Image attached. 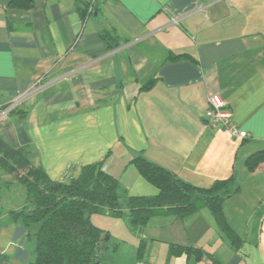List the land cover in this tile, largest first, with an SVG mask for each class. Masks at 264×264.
I'll list each match as a JSON object with an SVG mask.
<instances>
[{"label": "crops", "instance_id": "obj_1", "mask_svg": "<svg viewBox=\"0 0 264 264\" xmlns=\"http://www.w3.org/2000/svg\"><path fill=\"white\" fill-rule=\"evenodd\" d=\"M103 33L120 46L108 48ZM214 94L246 138L207 124ZM0 138L55 181L102 162L131 196L159 192L132 163L140 154L202 188L235 175L241 191L224 211L247 239L237 228L247 211L257 217L248 230L264 223V165L245 166L264 150V0H37L29 11L0 0ZM17 184L0 165V193ZM25 204L26 195L0 211ZM22 238L14 258L26 257ZM142 238L136 264H167L171 243L201 247L217 262L181 256L171 264L247 262L207 209L184 221L155 217Z\"/></svg>", "mask_w": 264, "mask_h": 264}, {"label": "trees", "instance_id": "obj_2", "mask_svg": "<svg viewBox=\"0 0 264 264\" xmlns=\"http://www.w3.org/2000/svg\"><path fill=\"white\" fill-rule=\"evenodd\" d=\"M8 8L29 11L37 0H7ZM92 2L87 3L84 17L91 14ZM108 48L116 50L118 40L103 33ZM155 80L141 87L152 88ZM15 110V108H14ZM244 139V138H243ZM132 163L140 174L158 188L155 196H131L121 183L102 169V162L85 165L80 173L68 181L51 179L44 168L31 163L26 153L11 148L0 138V165L21 184L26 191V204L10 214L21 220L26 238L34 237L33 264H103L112 261L117 247L109 245L110 232L100 228L94 217L110 214L125 217L138 234V259L142 260L147 248L143 237L151 220L162 215H173L186 220L207 209L224 239L242 258L247 255V239L241 237L229 223L224 203L241 191L235 175L216 180L210 187H198L181 179L171 170L156 164L142 154ZM264 165V150L247 157L245 166L255 172ZM170 260L187 256L195 261L214 260L212 253L201 247L171 243ZM7 253H0V264H11Z\"/></svg>", "mask_w": 264, "mask_h": 264}, {"label": "rangeland", "instance_id": "obj_3", "mask_svg": "<svg viewBox=\"0 0 264 264\" xmlns=\"http://www.w3.org/2000/svg\"><path fill=\"white\" fill-rule=\"evenodd\" d=\"M26 191L21 184H17L12 191L7 193L2 191L0 193V204L5 202L8 204L10 201L16 199L17 208L20 207V202L25 199ZM254 211H247L244 218H241L239 227L240 232L243 231V236L246 234L247 242L244 246V252L248 256L247 262L244 261L243 264H264V223L259 229L258 226H252L253 222L257 221V217H254ZM264 213V211H263ZM0 252L7 253L12 257V264H33L34 260V249H35V239L31 237L29 240L21 235L22 243L24 244V252L26 257L24 258H14V253L19 247V241L16 240L17 236L21 233L23 234V228L21 220L15 221L13 216L9 214V211H0ZM94 222L100 228L110 232L109 245L111 248L114 245L120 244L121 248L119 253L115 254L112 261L105 260L103 264H136V248L139 243L138 234L133 230L129 224V220L125 217H115L110 214H101L94 217ZM251 222L250 229L248 230L249 221ZM264 222V216H263ZM17 227L19 230H17ZM249 231L248 233L246 232ZM142 264V263H138Z\"/></svg>", "mask_w": 264, "mask_h": 264}, {"label": "built area", "instance_id": "obj_4", "mask_svg": "<svg viewBox=\"0 0 264 264\" xmlns=\"http://www.w3.org/2000/svg\"><path fill=\"white\" fill-rule=\"evenodd\" d=\"M21 99L12 102L10 110L19 105ZM209 108L206 111V122L209 126L227 129L232 136L246 138L247 133L239 129L233 122L232 112L226 107L225 101L220 95L214 94L209 97Z\"/></svg>", "mask_w": 264, "mask_h": 264}, {"label": "water", "instance_id": "obj_5", "mask_svg": "<svg viewBox=\"0 0 264 264\" xmlns=\"http://www.w3.org/2000/svg\"><path fill=\"white\" fill-rule=\"evenodd\" d=\"M106 240L108 241L109 240V237H107Z\"/></svg>", "mask_w": 264, "mask_h": 264}]
</instances>
